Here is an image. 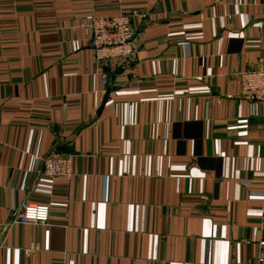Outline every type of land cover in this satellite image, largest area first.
<instances>
[{
    "label": "crops",
    "instance_id": "crops-1",
    "mask_svg": "<svg viewBox=\"0 0 264 264\" xmlns=\"http://www.w3.org/2000/svg\"><path fill=\"white\" fill-rule=\"evenodd\" d=\"M133 8L136 56L98 66L81 18ZM259 69L264 0H0V264L254 260L264 106L239 74ZM55 154L75 173L43 176ZM27 203L46 225L19 224Z\"/></svg>",
    "mask_w": 264,
    "mask_h": 264
},
{
    "label": "built area",
    "instance_id": "built-area-1",
    "mask_svg": "<svg viewBox=\"0 0 264 264\" xmlns=\"http://www.w3.org/2000/svg\"><path fill=\"white\" fill-rule=\"evenodd\" d=\"M222 1V0H217ZM149 15L140 9H129L119 15L102 17L87 14L81 18L80 27L88 38V45L93 52L96 64L110 68L119 62L134 58L137 46L133 35V23H146ZM102 85H109L107 75H102ZM239 102L248 105L252 117H258L264 106V69L239 74ZM75 154H55L37 159L42 175L49 179L68 178L74 174L72 166ZM204 199V198H203ZM50 208L27 203L17 215L19 224L46 225L49 221ZM260 231L264 234V211L260 218ZM5 234L0 226V252L4 248ZM245 264H264V236L260 242L258 256Z\"/></svg>",
    "mask_w": 264,
    "mask_h": 264
},
{
    "label": "rangeland",
    "instance_id": "rangeland-1",
    "mask_svg": "<svg viewBox=\"0 0 264 264\" xmlns=\"http://www.w3.org/2000/svg\"><path fill=\"white\" fill-rule=\"evenodd\" d=\"M134 24V23H133Z\"/></svg>",
    "mask_w": 264,
    "mask_h": 264
}]
</instances>
